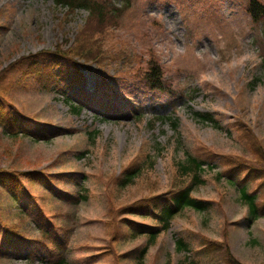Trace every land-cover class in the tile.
Returning a JSON list of instances; mask_svg holds the SVG:
<instances>
[{
	"label": "rangeland",
	"instance_id": "obj_1",
	"mask_svg": "<svg viewBox=\"0 0 264 264\" xmlns=\"http://www.w3.org/2000/svg\"><path fill=\"white\" fill-rule=\"evenodd\" d=\"M96 1L117 10V23L96 40L101 58L87 63L71 49L88 10L0 0V97L28 129L52 136L11 139L0 127V169L24 174L16 191L0 184L1 226L18 227L67 264H225L222 249L203 251L225 241L242 264H264V215L248 227L240 193H257L263 206L264 21L253 24L247 0ZM57 49L67 54L47 55ZM30 56L77 80L63 91L47 77L39 83L35 69L27 75ZM151 60L176 95L144 87ZM189 157L206 163L192 196L208 208L183 210L141 258L148 236H134L128 222L160 224L126 210L192 183L193 172L181 170ZM250 166L259 172L247 174ZM180 239L188 250H177ZM18 252L0 229V264H41L26 261L32 248Z\"/></svg>",
	"mask_w": 264,
	"mask_h": 264
},
{
	"label": "trees",
	"instance_id": "obj_2",
	"mask_svg": "<svg viewBox=\"0 0 264 264\" xmlns=\"http://www.w3.org/2000/svg\"><path fill=\"white\" fill-rule=\"evenodd\" d=\"M57 6H65L69 11L74 12L78 9H86L89 12V21L87 22L85 28L79 33L78 38L75 42V46L71 49V53L74 54L75 57L79 59L86 60H95L97 63L99 58H101L100 47L96 44V40L100 38L103 32L108 31V29L114 24L117 23V14L116 9L104 2H99L96 0H54ZM247 14L250 16L251 21L255 25H260L264 21V3L260 2V0H247ZM109 20H112L110 25H106ZM94 53V55H93ZM67 53H64L61 49H57L54 53H50L47 51V55H53L57 58H62ZM97 57V59H96ZM36 56H30L27 61L32 60L27 67V75L32 74L34 70V74L36 75L34 78L39 82H44V77H47V84L56 88L59 91H63L62 85L64 82H75L77 80L76 75L72 78H68L62 75V71L55 72L52 69L53 64L50 61H47V65L45 63L36 60ZM25 60L21 59L20 61ZM85 61V60H84ZM87 62V61H85ZM93 63V62H87ZM84 68H89L87 64H82ZM47 67V71L45 68ZM80 82V80L78 81ZM66 83V85H68ZM142 83L145 88L149 91L157 92V93H169L171 95H176L169 90L168 86L164 80V71L160 63L155 60H151L148 64V68L144 71V75L142 78ZM136 106H133V108ZM12 107L8 104H4V101L0 97V127L4 129V132L11 139H19V138H51L52 136L47 137V128L44 127L42 129L43 132L35 131L32 129H28L25 124L21 121L17 114L12 112ZM112 108L111 111L116 114L118 112L117 109ZM73 110L77 113L81 112V108H73ZM133 111L136 114H139V108H134ZM203 121H212V118L209 114H198ZM139 118V117H138ZM137 119V117H136ZM159 119V118H158ZM43 127V126H41ZM58 135H62L66 132V130L57 129ZM40 133H45L43 136H40ZM56 134V135H57ZM264 158V155H263ZM206 163L203 161H198L196 158L189 157V163L187 160V165L181 166V170L185 173V176L191 174L193 172L192 183L187 186L178 188L176 190H169L168 192L152 197L149 200L143 202L142 200L136 202L133 206L127 208L126 211L132 214H137L142 217H152L155 219L160 225L159 226H146L139 225L132 221L128 222V225L133 229L134 236H148V242L146 247L143 249L141 258L147 254L149 248L155 245L158 237L167 232L170 229V225L172 220L179 215L183 210L189 208L194 209L197 212H203L208 208L209 202L197 199L192 196L195 189L198 186L203 185L205 182L201 179L200 172H202V167ZM154 167V162L151 163V168ZM194 169V171H191ZM128 174L126 177L125 185L130 184L134 181V178L140 173V166H136L128 170ZM259 172L258 168L254 166H250L247 170V174L256 175ZM14 169H0V184L3 182H9L13 184L9 186L11 191H16L15 186L18 189L23 188L22 176L21 174ZM28 175V174H27ZM42 176H38V179ZM15 185V186H14ZM241 200L248 207V222L247 226L251 227L255 221H257L262 215H264V200L263 206H260L257 203L258 196L257 193H248L245 187L240 189ZM82 202L88 200L87 196L81 198ZM0 229L3 231L4 241L9 243L12 246V249L18 252V249L21 247L27 246L33 249V254L43 261H47L48 264H67L68 261L65 258H58L50 253L44 252V247L41 246V243L36 242V240H31L25 238L21 235L19 228L16 226H1ZM53 243L55 240H51ZM58 245L57 242H55ZM35 247V249H34ZM189 245L186 244L183 240L177 241V250L183 251L188 250ZM214 249H222L224 254V263L225 264H242L239 262L232 254L229 244L225 242L214 243L205 246L203 249L204 252H209ZM41 250V252H40ZM33 254H28L25 257L26 261L30 259H35ZM46 254V257L42 255Z\"/></svg>",
	"mask_w": 264,
	"mask_h": 264
}]
</instances>
